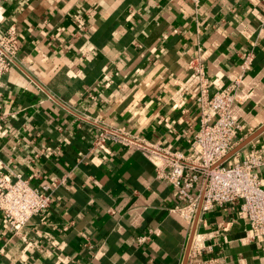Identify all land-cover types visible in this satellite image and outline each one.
Wrapping results in <instances>:
<instances>
[{
	"label": "crops",
	"instance_id": "obj_1",
	"mask_svg": "<svg viewBox=\"0 0 264 264\" xmlns=\"http://www.w3.org/2000/svg\"><path fill=\"white\" fill-rule=\"evenodd\" d=\"M11 28L0 174L54 189L20 234L0 214V264H183L194 221L161 166L194 154L190 62L204 63L211 96L241 77L235 149L264 127V0H0V38ZM102 133L116 138L98 144ZM253 150L264 159V132L224 165ZM240 204L201 212L188 264H264Z\"/></svg>",
	"mask_w": 264,
	"mask_h": 264
},
{
	"label": "built area",
	"instance_id": "obj_2",
	"mask_svg": "<svg viewBox=\"0 0 264 264\" xmlns=\"http://www.w3.org/2000/svg\"><path fill=\"white\" fill-rule=\"evenodd\" d=\"M17 31L11 28L0 38V79L16 65L19 56ZM253 62L249 55L242 65L243 73ZM192 75L187 89H197V105L200 109V128L192 146L194 154L185 158L181 154L174 156L162 170V176L185 200V205L178 207L180 216L192 224L196 216L200 197L194 198L190 192L198 185L205 189L202 211H209L214 206H224L239 201L238 214L249 222L251 238L264 240V180L259 169L264 159L259 151L253 150L246 160L230 167L221 165L211 168L226 157L238 142L243 126L231 116V109L241 77L231 85L219 88L212 96L204 63L200 58L190 62ZM108 136L102 133L98 144L105 143ZM162 173V172H161ZM54 186L35 188L22 175H17L15 182H9L0 174V214L10 230L20 234L33 217L41 215L53 203ZM192 251V254H197Z\"/></svg>",
	"mask_w": 264,
	"mask_h": 264
},
{
	"label": "water",
	"instance_id": "obj_3",
	"mask_svg": "<svg viewBox=\"0 0 264 264\" xmlns=\"http://www.w3.org/2000/svg\"><path fill=\"white\" fill-rule=\"evenodd\" d=\"M262 132H264V127L262 129L258 130L255 134H253L252 136H250L246 140H244L235 149L231 150V152L226 157H224L220 162L215 164L211 168V170H214L217 167H219L221 165H224L231 157H233L239 151L244 149L247 145L252 143L256 138H258L259 135ZM204 197H205V189H203L201 197H200L198 210H197L196 217H195V220H194V224H193L192 232H191V235H190V238H189V242H188V246H187V250H186V254H185V257H184L183 264H188V262H189V257H190V253H191V249H192V245H193V241H194V237H195V233H196V229H197V225H198V220H199L200 214L202 212V204H203V201H204Z\"/></svg>",
	"mask_w": 264,
	"mask_h": 264
}]
</instances>
